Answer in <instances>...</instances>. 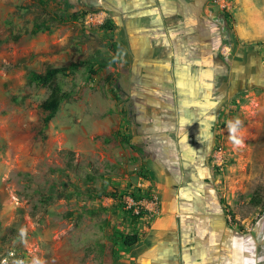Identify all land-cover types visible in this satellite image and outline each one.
I'll list each match as a JSON object with an SVG mask.
<instances>
[{
	"label": "rangeland",
	"instance_id": "obj_1",
	"mask_svg": "<svg viewBox=\"0 0 264 264\" xmlns=\"http://www.w3.org/2000/svg\"><path fill=\"white\" fill-rule=\"evenodd\" d=\"M36 1L0 0V264H119L123 236L152 218L125 208L127 196L148 203L150 188L122 116L115 27L103 25L99 0H43L39 13L61 19L39 29ZM209 3L228 67L207 154L212 198L264 260V0ZM230 36L241 55L231 73ZM79 60L56 77L66 95L42 138L37 105L49 90L25 68Z\"/></svg>",
	"mask_w": 264,
	"mask_h": 264
},
{
	"label": "crops",
	"instance_id": "obj_2",
	"mask_svg": "<svg viewBox=\"0 0 264 264\" xmlns=\"http://www.w3.org/2000/svg\"><path fill=\"white\" fill-rule=\"evenodd\" d=\"M209 4L99 0L107 11L104 26L114 25L121 51L118 91L128 104L122 116L128 114L130 136L145 156L149 193L160 199V213L140 221L119 264H264L261 251L245 248L244 235L235 234L212 198L207 154L228 67ZM235 42L228 43L230 73L241 56Z\"/></svg>",
	"mask_w": 264,
	"mask_h": 264
},
{
	"label": "trees",
	"instance_id": "obj_3",
	"mask_svg": "<svg viewBox=\"0 0 264 264\" xmlns=\"http://www.w3.org/2000/svg\"><path fill=\"white\" fill-rule=\"evenodd\" d=\"M40 5H46V2L43 0H37L29 9L33 14L32 20L36 28L39 29H46L53 24V22L60 20L56 14H53L51 16H48L47 18L43 17V8L41 9V13H39V7ZM228 15L226 12L224 13V16ZM104 24H108L107 20L104 21ZM18 34L15 35L16 38H18ZM230 39L232 43L235 42L234 37L230 36ZM23 59V58H22ZM83 61H77V62H70L65 67H47L43 72H36L34 70H30L28 68H25L26 73L29 75V80L34 82L35 84L43 87H47L49 90V93L47 96L37 105V117H38V125L39 130L38 133L40 135L43 134L44 128L48 124V122L55 116L61 102L65 98V95L62 92V88L60 84L56 81V77L59 74H67L68 70H72L77 68L79 63H82ZM89 71L92 73L93 69L90 68ZM42 138H45L46 135H42ZM148 198L150 197V193L148 194ZM128 212H130L133 217H140L143 212L145 211L141 209L139 214H134L131 210L127 209ZM152 218V217H150ZM11 233L13 232V228L10 229ZM135 234V233H134ZM136 235V234H135ZM135 235H129V236H123L122 243L126 247H130L137 239V236Z\"/></svg>",
	"mask_w": 264,
	"mask_h": 264
},
{
	"label": "built area",
	"instance_id": "obj_4",
	"mask_svg": "<svg viewBox=\"0 0 264 264\" xmlns=\"http://www.w3.org/2000/svg\"><path fill=\"white\" fill-rule=\"evenodd\" d=\"M220 20L222 21V18ZM125 208L131 210L134 214H139L141 209H143L147 217H155L159 214L160 210L159 196L157 193L151 192L146 204L140 200H134L131 196H127Z\"/></svg>",
	"mask_w": 264,
	"mask_h": 264
},
{
	"label": "clouds",
	"instance_id": "obj_5",
	"mask_svg": "<svg viewBox=\"0 0 264 264\" xmlns=\"http://www.w3.org/2000/svg\"><path fill=\"white\" fill-rule=\"evenodd\" d=\"M156 217V216H155ZM148 218H150V217H148ZM152 218H154V217H152Z\"/></svg>",
	"mask_w": 264,
	"mask_h": 264
}]
</instances>
